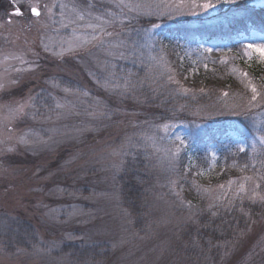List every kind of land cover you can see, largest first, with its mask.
Returning a JSON list of instances; mask_svg holds the SVG:
<instances>
[{"label": "rangeland", "instance_id": "374dc122", "mask_svg": "<svg viewBox=\"0 0 264 264\" xmlns=\"http://www.w3.org/2000/svg\"><path fill=\"white\" fill-rule=\"evenodd\" d=\"M5 1L0 5V234H5L0 264H262L264 216L242 238L221 240L223 229L204 227L206 220L199 221L200 209L184 189L202 192L201 209L211 218L233 198L246 197L252 178L233 181L217 158L223 148L249 146L240 119L264 108L260 96L251 101L252 85L261 96L264 85L239 69L238 90L220 89L215 107H197L201 116L225 118L219 132L213 126L202 137L205 123L176 118L182 109L167 121L143 122L124 112H119L124 121L114 120L109 107L119 109L122 89L135 92V75L144 76L138 82L153 94L193 90L189 79L199 67L208 68L206 58L221 67L229 64L231 42L197 36L185 41L174 26L257 21L259 14L249 13L264 9V0H212L208 9L190 7L191 0H13L19 13ZM232 42L264 61L247 47H264L263 31L252 27ZM20 106L23 111L16 112ZM253 140L255 146L262 143L256 135ZM134 166L143 186L138 206L130 209L123 205L119 174ZM23 233L24 239L18 237Z\"/></svg>", "mask_w": 264, "mask_h": 264}, {"label": "trees", "instance_id": "16d2710c", "mask_svg": "<svg viewBox=\"0 0 264 264\" xmlns=\"http://www.w3.org/2000/svg\"><path fill=\"white\" fill-rule=\"evenodd\" d=\"M196 1L203 2L205 0ZM247 8L249 9L250 7ZM252 13L259 14L257 21L252 20V18H248L249 20L246 21L245 19H241L235 20L232 23L225 24L224 22L215 19L213 21L202 23L196 27H180L178 25H175L174 27L177 30V33L182 36L185 41H189L195 36L205 39L219 37L230 41L231 43L229 45V48L226 50L229 53V64L226 63L223 67H221L220 64H217V59L212 60L206 58V61H203V63L208 68L202 69V67L198 66L199 68L197 69L196 73L193 74L194 77L192 79H189L188 87L193 88V90H189L188 93L184 94H173L167 90H165L161 95L157 94V92L153 94L149 89L144 88L146 87L144 86V83L140 84L138 82V79L140 78L139 81H141V78H144V76L135 75L133 81L136 80L135 87H138L135 92H133L132 87L129 89H122L120 94L123 97V100H121V102L123 101V103L120 105L117 104L119 109L112 110L109 107V109L111 110V114L115 113L116 115V118L113 117L114 120L124 119L122 114L120 115L119 113L124 112V114L136 116L140 121L143 122H147L151 119L157 118L162 121H167L178 114L177 111L179 109H182L181 113L176 118H179L180 120L183 118V121L189 120L190 122L191 120L193 122L195 120H199L202 123H205V126L200 131L198 137H202L206 134L210 135L213 126L217 128L219 132L221 130V126L223 125V123H225L223 121L225 118L215 116L217 114H213L211 112L207 114L208 116H201L197 111V107H215L217 103L221 102L217 95L220 89H222L225 93H227L231 89L238 90L236 89L239 86L237 83L236 74L239 69L245 70L247 74H249L254 84H257L261 88L262 85H264V61L251 54H246L243 44L232 42L237 35H239L241 32H248V30L252 27L256 30H261L264 32V9H261L258 12L253 11L249 14ZM153 78L150 81L152 84L155 83L156 85L157 81ZM124 84L126 86H130L128 82H125ZM242 92H245L247 97L251 96L244 90ZM107 104L109 103L107 102ZM175 107L179 108L175 110ZM123 108L126 111H122L121 109ZM260 112L255 114L245 113L248 118H245L243 120L242 118L240 119L241 121H243L241 123L242 129H240V131L242 132V134L244 133L246 138L249 140V146L243 151L232 147L223 148L219 151L217 158L219 165L223 166V174H229L230 176H232L233 181L240 180V178L238 177L241 175L250 176L252 178L253 182L250 188L247 190L248 193L246 194V197L242 198L240 201L239 198H233L237 201L232 200L227 209L222 210L223 212L220 215L218 214L215 217L211 218L205 210L201 209L202 207L200 205L204 202V195L202 194V192L195 191L193 187L188 188L187 185L186 189H184L186 191L184 193L186 194V197H188L190 202L192 200L197 204L196 209H200L196 214L199 216V221L203 222L204 220H206L204 223V227H207V229H212L214 226L220 225L221 230L223 229V231H221L222 235L219 234L218 236V238L221 240L227 239L226 241H228L230 239L231 241H233L238 237L242 238V235H245L247 232H249L251 228L255 226V224H261L263 220L264 200L261 199L262 197H264L263 107L260 109ZM244 120H249L252 124L250 123V125L248 126V122H244ZM255 135L262 140V143L257 144L256 146L254 143L255 140L252 141L253 136ZM134 167V171L130 170L129 172H127L128 174L125 172L127 168L125 170L123 168V170L121 171L122 173L119 174V178H121L122 181L121 191L123 195V205L127 206V208L129 207L130 209L133 207V204L138 206L139 200L141 198V188L143 186L142 183H139L137 181L139 180V172L135 171L136 166ZM129 169L130 168H128V170ZM124 174H126L127 176H124ZM233 184L234 183L231 184V189L234 188ZM135 209L136 208H134V210L132 211L130 210V212L134 213L133 211H135ZM217 209L218 208L214 207V210ZM6 227L7 231L5 232L9 237V235L11 234L10 231L13 228L9 223L6 225ZM27 227L29 228V226ZM2 235H5L4 232L2 233ZM2 235L0 234V236ZM206 235L208 236V234ZM206 235L205 233H203V236ZM216 236L217 235L215 234V236L213 237V234L210 233L209 238L213 237L214 239H216ZM18 237H22L24 239L25 234L23 233L21 235H18ZM12 242L13 241L7 239L8 244H11ZM16 242L17 241H15V243ZM18 245L24 248L28 247L26 242H19ZM64 247H66V245ZM65 249V253H69V256L71 258V249ZM89 249L90 248H86V250L83 249L80 252H87V250L89 251ZM63 252L64 251H61V253ZM86 254L87 253H85L84 255ZM262 264H264V257L262 259Z\"/></svg>", "mask_w": 264, "mask_h": 264}, {"label": "snow or ice", "instance_id": "6c2138e0", "mask_svg": "<svg viewBox=\"0 0 264 264\" xmlns=\"http://www.w3.org/2000/svg\"><path fill=\"white\" fill-rule=\"evenodd\" d=\"M184 0H180V3L183 4ZM179 7V5H178ZM190 7L192 8H196V7H200V8H203V9H208V8H211L213 7L212 3L210 2V0H205L204 3L202 4H197L196 0H191V3H190ZM19 10H17L18 12ZM32 11L37 15L39 16V11L36 9V8H33ZM249 49H254L256 52L260 53L262 57H264V47H257L256 45L254 44H249L247 46ZM207 51H212V49H208ZM245 75H247L245 73ZM252 97H251V101H256L257 100V97L260 96V98L262 100H264V96H261V94L257 91V88L255 85H252ZM16 112H22L23 111V106H20V108L16 109L15 110ZM20 141L22 143H28V141L24 140L23 137L20 138ZM240 151H243V149L241 148ZM262 200H264V197L261 198Z\"/></svg>", "mask_w": 264, "mask_h": 264}, {"label": "flooded vegetation", "instance_id": "af4514ba", "mask_svg": "<svg viewBox=\"0 0 264 264\" xmlns=\"http://www.w3.org/2000/svg\"><path fill=\"white\" fill-rule=\"evenodd\" d=\"M13 4H16L13 0H6V1H5V5L7 6V8H8L10 5H13Z\"/></svg>", "mask_w": 264, "mask_h": 264}, {"label": "water", "instance_id": "95a60500", "mask_svg": "<svg viewBox=\"0 0 264 264\" xmlns=\"http://www.w3.org/2000/svg\"><path fill=\"white\" fill-rule=\"evenodd\" d=\"M33 8H35V7H32V8L30 9V11H31V13H32L33 15H36V14L32 11ZM17 10H18V9L15 8V9L12 10V12L19 13V11L17 12Z\"/></svg>", "mask_w": 264, "mask_h": 264}]
</instances>
